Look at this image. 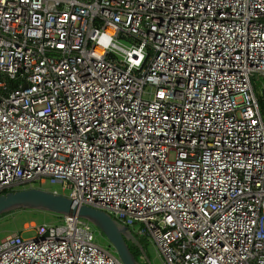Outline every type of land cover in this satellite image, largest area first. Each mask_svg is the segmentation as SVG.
Listing matches in <instances>:
<instances>
[{
    "label": "built area",
    "instance_id": "1",
    "mask_svg": "<svg viewBox=\"0 0 264 264\" xmlns=\"http://www.w3.org/2000/svg\"><path fill=\"white\" fill-rule=\"evenodd\" d=\"M253 78L264 0H0V195L59 185L162 264H264ZM63 218L2 239L0 264H122Z\"/></svg>",
    "mask_w": 264,
    "mask_h": 264
},
{
    "label": "water",
    "instance_id": "2",
    "mask_svg": "<svg viewBox=\"0 0 264 264\" xmlns=\"http://www.w3.org/2000/svg\"><path fill=\"white\" fill-rule=\"evenodd\" d=\"M14 211H41L82 219L106 238L122 264H140L131 253L128 242L143 252L137 239L107 213L88 207L72 206L66 196L40 188H25L0 195V216Z\"/></svg>",
    "mask_w": 264,
    "mask_h": 264
},
{
    "label": "rangeland",
    "instance_id": "3",
    "mask_svg": "<svg viewBox=\"0 0 264 264\" xmlns=\"http://www.w3.org/2000/svg\"><path fill=\"white\" fill-rule=\"evenodd\" d=\"M254 91L256 95H260V82L259 80L256 83H253ZM25 188H40L43 190L54 191L56 190L59 194L63 196H68V190H62L59 185H50L48 182L45 184H40L39 182H34L30 184H25L23 186H19L14 190L25 189ZM62 217V216H61ZM57 218L56 215L48 212L41 211H26V212H18L13 215H7L0 217V241L14 232L22 231V225L26 222H34L36 224H53V225H62L64 218ZM91 230L94 236V242L103 250H107L113 254V256L117 257L114 252L113 247L109 244L106 238L91 225ZM35 236L34 232L24 233V238H31ZM139 244L143 248V252L137 254V258L141 264H162L161 259L159 258L155 248L147 239L139 238ZM118 258V257H117Z\"/></svg>",
    "mask_w": 264,
    "mask_h": 264
},
{
    "label": "trees",
    "instance_id": "4",
    "mask_svg": "<svg viewBox=\"0 0 264 264\" xmlns=\"http://www.w3.org/2000/svg\"><path fill=\"white\" fill-rule=\"evenodd\" d=\"M257 80H259V82H260V86H261V83H262V79H260V78H253L252 79V82L253 83H256V81ZM258 103H259V106H260V108H261V112H262V118H263V120H264V89H263V94H260V95H258ZM5 193H7V192H5ZM18 212H21V211H14V212H9V213H7V214H3V215H1L0 217H3V216H7V215H13V214H16V213H18ZM22 212H26V211H22ZM54 215H56V214H54ZM56 217L57 218H60L61 216H59V215H56ZM61 219H62V217H61ZM136 239H137V237H135ZM140 240V239H139ZM138 239H137V241H139ZM128 246H129V249H130V251H131V253L134 255V257L136 258V260L139 262V260H138V258H137V254H140L141 255V252L135 247V246H133L132 244H130L129 242H128ZM140 263V262H139ZM141 264V263H140Z\"/></svg>",
    "mask_w": 264,
    "mask_h": 264
},
{
    "label": "flooded vegetation",
    "instance_id": "5",
    "mask_svg": "<svg viewBox=\"0 0 264 264\" xmlns=\"http://www.w3.org/2000/svg\"><path fill=\"white\" fill-rule=\"evenodd\" d=\"M139 242V241H138ZM140 243V242H139ZM137 248V247H136Z\"/></svg>",
    "mask_w": 264,
    "mask_h": 264
},
{
    "label": "clouds",
    "instance_id": "6",
    "mask_svg": "<svg viewBox=\"0 0 264 264\" xmlns=\"http://www.w3.org/2000/svg\"><path fill=\"white\" fill-rule=\"evenodd\" d=\"M5 194V193H4Z\"/></svg>",
    "mask_w": 264,
    "mask_h": 264
}]
</instances>
